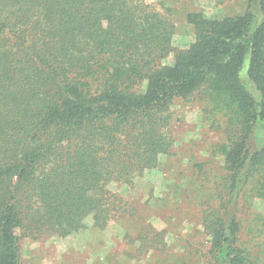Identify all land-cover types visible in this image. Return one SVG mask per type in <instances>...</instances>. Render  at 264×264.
Listing matches in <instances>:
<instances>
[{
    "label": "trees",
    "instance_id": "trees-1",
    "mask_svg": "<svg viewBox=\"0 0 264 264\" xmlns=\"http://www.w3.org/2000/svg\"><path fill=\"white\" fill-rule=\"evenodd\" d=\"M243 1L189 12L195 39L181 45L162 0H0V264H24L26 239L125 218L131 248L92 264H264V0ZM178 99L222 131L208 162L175 154ZM163 164L159 230L118 187ZM182 221L198 227L183 256L169 241Z\"/></svg>",
    "mask_w": 264,
    "mask_h": 264
},
{
    "label": "rangeland",
    "instance_id": "rangeland-1",
    "mask_svg": "<svg viewBox=\"0 0 264 264\" xmlns=\"http://www.w3.org/2000/svg\"><path fill=\"white\" fill-rule=\"evenodd\" d=\"M154 1L158 2L161 0ZM162 1H165L174 10V18L177 23L175 40L181 45L190 44L195 39L194 26L187 21V14L189 12L203 10L208 17L220 18L224 15L241 13L245 8L243 0H223L222 3L216 0ZM172 61L173 56L171 55L165 62L171 63ZM173 110L175 114L172 126L174 135L178 140L175 150L177 158L181 161L185 160L184 164L186 165H188L189 158H192V161H194L192 163L208 162L209 155L205 151L214 147L213 144L223 140L222 131H215L209 127L208 122L204 120V114L200 109V103L198 101L184 103L183 100L178 99L173 105ZM189 146H191L190 149ZM212 161V165L210 164L208 166H213V173L215 174L216 169L220 167V161L215 158ZM174 165H177V163H174ZM165 167L166 164H163L148 177L140 178L133 187L125 184L119 185L118 187L119 193L126 200L131 201L141 209H147V214L153 213L149 215L148 221L159 230L167 226L163 220L166 214L162 215L163 218H161L158 216L160 215L158 212H154V209L160 210V202L152 196V191L156 197H161V193L165 190L166 184L173 182L165 176ZM193 171H186L176 181L190 180ZM176 172L180 173V170H176ZM145 203L147 205H144ZM178 206L179 204H176L175 207ZM196 209V206H194L188 209V211L192 213ZM254 209L264 213V200L256 199ZM161 213L163 214L164 211ZM189 219H193L191 215L188 217ZM196 227L197 225L193 221H182V223H179L174 228L175 234L174 236L170 235L169 241L172 247L175 248V253L177 252L183 256V245L186 239L191 240L190 243L196 247V240L193 238L194 235L197 236ZM135 231L134 224L125 218L120 221H111L103 230H98L93 227L84 229L67 240L58 237L40 241L26 239L22 253V261L24 264H92L95 258H105L112 252L114 256H120L125 249H130L131 247L129 246L124 247V243L127 240L126 234L128 232L135 233ZM252 242H255V240ZM123 257L121 259L126 260L127 264H142L139 260H131Z\"/></svg>",
    "mask_w": 264,
    "mask_h": 264
}]
</instances>
